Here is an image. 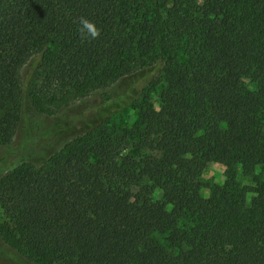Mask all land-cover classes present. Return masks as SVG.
I'll return each mask as SVG.
<instances>
[{
    "label": "trees",
    "instance_id": "obj_1",
    "mask_svg": "<svg viewBox=\"0 0 264 264\" xmlns=\"http://www.w3.org/2000/svg\"><path fill=\"white\" fill-rule=\"evenodd\" d=\"M13 140L15 264H264V0H0V148ZM211 163L223 183L202 181Z\"/></svg>",
    "mask_w": 264,
    "mask_h": 264
},
{
    "label": "rangeland",
    "instance_id": "obj_2",
    "mask_svg": "<svg viewBox=\"0 0 264 264\" xmlns=\"http://www.w3.org/2000/svg\"><path fill=\"white\" fill-rule=\"evenodd\" d=\"M117 85L111 86L105 90H100L96 93H94L92 96L88 97L87 99L81 100L74 105L65 107L57 111L55 114H52L49 116L51 121H55V119H63L67 116H70L74 111L73 109L78 107H86L88 109H92L96 105H98L100 102H102V97L107 96L108 94H111L113 91H115ZM153 105L155 107H158V102L156 100L153 101ZM91 112V110H89ZM120 123L123 122H133L137 118V111L132 110L131 108L124 110L120 113ZM45 116H34V119L36 122L42 123L44 121ZM66 141V140H65ZM65 141H61L57 144V146L60 148L64 144ZM40 147L36 148L33 155H38L37 157L40 158V161H44L48 158V153L38 154ZM0 176L4 174L7 170L17 166L19 163L22 162V156L21 153L18 151V148L16 146V141L13 140V142L6 147L0 148ZM226 167L219 163H211L202 173L201 179L202 181L207 185H215V184H221L225 180L226 174ZM238 180L241 186H252L253 180L250 176L243 175L241 169H238ZM204 196H209L210 189L204 188L202 191ZM160 195L158 194L157 197ZM250 198V197H249ZM5 219L2 210L0 209V220L3 221ZM10 254L14 255L12 251H9L7 247L0 242V264H15V262L12 259H9L6 257V255L10 256Z\"/></svg>",
    "mask_w": 264,
    "mask_h": 264
},
{
    "label": "clouds",
    "instance_id": "obj_3",
    "mask_svg": "<svg viewBox=\"0 0 264 264\" xmlns=\"http://www.w3.org/2000/svg\"><path fill=\"white\" fill-rule=\"evenodd\" d=\"M86 28H88L91 31L92 36L98 35V33L95 31L92 25L85 23L84 25Z\"/></svg>",
    "mask_w": 264,
    "mask_h": 264
}]
</instances>
